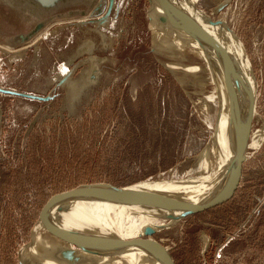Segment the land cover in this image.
Listing matches in <instances>:
<instances>
[{
	"label": "rangeland",
	"instance_id": "rangeland-1",
	"mask_svg": "<svg viewBox=\"0 0 264 264\" xmlns=\"http://www.w3.org/2000/svg\"><path fill=\"white\" fill-rule=\"evenodd\" d=\"M26 1L12 10L0 0V90L48 99L0 91V264H20L38 212L54 193L86 184L130 188L199 178L200 157L218 122L206 72L198 71L197 79L186 73V66H203L201 59L187 53L183 67L155 50L157 34L150 28L156 0L152 7L150 0H114L109 19L98 25L93 21L108 7V0H99V12L55 20L13 46L6 40L44 19L32 21ZM188 7L233 44L223 43L241 47L251 59L257 89L251 146L264 126V0H196ZM84 9L75 5L54 15ZM179 21L189 25L186 32L193 27L207 35L190 18ZM246 155L227 202L142 237L154 244L138 243H162L175 264H264V138ZM47 235L55 237L46 234L42 245Z\"/></svg>",
	"mask_w": 264,
	"mask_h": 264
},
{
	"label": "bare ground",
	"instance_id": "bare-ground-1",
	"mask_svg": "<svg viewBox=\"0 0 264 264\" xmlns=\"http://www.w3.org/2000/svg\"><path fill=\"white\" fill-rule=\"evenodd\" d=\"M194 1L196 2V0H156L150 30L153 37L157 34L153 41L155 50L159 51L161 48L163 54L175 58L174 64L180 63L184 67L182 61L186 60L187 53L200 58L203 66H186V73H190L197 79L199 77L197 72L203 70L213 87V92L207 99L209 101L210 98L219 108L218 122L216 121L212 142L200 157V166L203 169L200 168L204 173L199 178L188 175L187 179L175 182L149 180L129 189L174 199L189 205H200L225 190L234 174L236 167L234 124L238 122L242 130L248 129L245 156H247V148H259L261 145L264 138V126L259 130V135L257 134L253 144L249 146L250 124L255 113L257 91L251 59L249 60L245 50L237 45H230L233 43L227 40L225 34L224 38L221 37L212 25L190 10L188 6ZM13 3L7 0L5 4L13 10V5L18 7L15 2ZM174 10L178 12V16L171 18L169 14ZM217 11L216 8L215 12ZM163 15L178 25L177 18L180 16L182 21L179 22H183V17L186 16L207 35H199L193 27H191V33L180 27L172 28L161 20ZM184 21L189 24L187 20ZM222 38L230 44L223 43ZM168 45L175 49H170ZM179 50L182 52H177ZM206 107L209 111L210 105ZM185 210L182 206L176 207L144 200L131 202L128 198L115 201L85 196L72 197L60 206L55 204L48 211V221L53 226L66 231L74 239L104 241V243L108 240H127L128 245L116 248L106 243L105 246H94L98 252H92L89 248L70 247V243L56 236L53 238L51 235L44 238L42 245L40 238L49 232L39 221L32 231L31 242L23 248L20 257L25 264H30L26 257L29 252L35 250L32 252L34 259L36 258L33 264H166L161 259L157 248L132 240L147 236L145 233L147 229H153L156 232L175 224L179 219L181 220ZM151 242L154 244V240ZM207 245L208 242H206ZM47 246L50 249L46 251ZM65 249L72 250L78 259L72 261L62 256V250Z\"/></svg>",
	"mask_w": 264,
	"mask_h": 264
},
{
	"label": "water",
	"instance_id": "water-1",
	"mask_svg": "<svg viewBox=\"0 0 264 264\" xmlns=\"http://www.w3.org/2000/svg\"><path fill=\"white\" fill-rule=\"evenodd\" d=\"M10 2H15L18 4L17 0H9ZM30 7H28L31 10V18H33L32 21H35L37 19H40L44 17L43 20L37 21L34 23L33 28L28 31L26 34L21 33L16 35L13 38L7 39L6 42L9 43L10 45L17 46V45H22L26 41H29L32 39L35 35H37L39 32L44 29L48 23L57 21L59 19H64V18H74V17H80L84 18V16H88L91 12L97 11L99 12L98 4L99 0H27L26 1ZM25 4V2H24ZM26 5V4H25ZM82 6L85 9L84 10H74L71 12H66V14H59V15H54L58 10H61L63 8H68L72 6ZM225 5L221 4L218 6V11L222 9V7ZM150 6L152 7V3L150 0ZM114 7V0H108V7L107 11L104 14L103 17L100 19L93 21L98 25L104 24L108 19L109 15L111 12V9ZM33 9L37 12L34 13ZM207 19L211 22H219V20H215L208 15ZM161 20L163 22L168 23L167 25L172 27V28H184L188 30L189 25H186L185 23L176 25V23L173 22V20H170L167 16L163 15L161 16ZM165 23V24H166ZM63 78L60 81V84L62 85ZM4 93H9V94H14V95H19L21 97L25 98H30V99H36L40 101H46L48 97H38L34 95H29V94H23V93H16V92H11V91H3L0 90ZM238 121V120H237ZM235 128V135H236V141H235V159H236V167L233 176L230 178V181L228 183V186L225 190L220 192L218 195H216L213 199L210 201H207L206 203L200 204V205H189L185 204L181 201H175L174 199H168L164 198L158 195H152L149 193L141 192L135 189H129L125 185L124 186H117L109 183H99V184H86V185H80L65 191L57 192L51 195L45 203L41 206L39 212H38V217L37 220H40L43 227L51 234L54 236L58 237L59 239L70 243L76 247L85 249L87 247H94V246H105L107 244H111L113 247H123L124 245H128L127 240H108L106 243L104 241L100 242H92L90 240H84V239H74L72 236H70L66 231L61 230L60 228H57L53 226L49 221H48V210L55 204L59 205L62 204L65 200L70 199L72 197H79V196H85V197H93L96 199H111L115 201H122V200H128L131 202H135L138 200H144L146 202H153V203H161V204H168L170 206H182L186 210L184 211L183 216L191 214V213H196L199 211H203L206 209H210L213 207H216L218 205H221L225 202H227L235 193V190L239 184L240 178H241V173H242V168H243V163L246 159L245 156V145L247 141V135H248V129L242 130V128L238 125V122L234 124ZM173 200V201H172ZM147 236L153 235L154 231L153 229H147L145 231ZM136 242H151L152 240H148L145 238H135ZM152 243V242H151ZM155 243H158L155 241ZM159 243H161L159 241ZM158 243V244H159ZM159 248H157V251L159 252L161 259L166 263V264H175L174 259L172 258L171 254L169 251H165L163 247H165L162 243L158 245ZM65 256L66 258H69L72 261H75L78 259V257H75L73 254V251L70 249H65L62 250V256ZM20 264H25L22 260H20Z\"/></svg>",
	"mask_w": 264,
	"mask_h": 264
}]
</instances>
